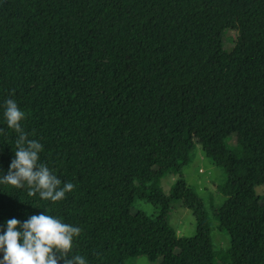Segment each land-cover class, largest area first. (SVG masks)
I'll return each mask as SVG.
<instances>
[{
    "label": "trees",
    "instance_id": "1",
    "mask_svg": "<svg viewBox=\"0 0 264 264\" xmlns=\"http://www.w3.org/2000/svg\"><path fill=\"white\" fill-rule=\"evenodd\" d=\"M227 31L237 53L217 70ZM9 98L43 145L39 162L74 188L50 202L0 185V224L17 211L55 215L81 228L72 253L87 264H264V0H0L5 171L17 137ZM197 146L224 174L213 218L230 237L225 252L181 177ZM168 174L178 179L167 197ZM135 200L158 217L131 214ZM172 203L193 213L195 237L170 227Z\"/></svg>",
    "mask_w": 264,
    "mask_h": 264
},
{
    "label": "clouds",
    "instance_id": "2",
    "mask_svg": "<svg viewBox=\"0 0 264 264\" xmlns=\"http://www.w3.org/2000/svg\"><path fill=\"white\" fill-rule=\"evenodd\" d=\"M3 116L17 137L7 170L0 168V185L27 188L29 197L38 195L44 201L62 200L74 185L62 184L47 165L39 162L43 145L23 131L21 121L25 113L14 99L4 102ZM80 233V227L45 212L29 215L23 221L9 218L0 224V264H87L83 255L72 253Z\"/></svg>",
    "mask_w": 264,
    "mask_h": 264
},
{
    "label": "rangeland",
    "instance_id": "3",
    "mask_svg": "<svg viewBox=\"0 0 264 264\" xmlns=\"http://www.w3.org/2000/svg\"><path fill=\"white\" fill-rule=\"evenodd\" d=\"M239 35L234 31H227L223 36V50L220 56L213 63V67L221 70L225 59L235 56L239 45ZM236 138V137H235ZM234 144V141L232 142ZM181 177L187 186L198 196L204 205L206 213L211 217V239L215 246V251L225 252L230 248V237L225 232L217 229V222L213 218L214 209L224 203V199L218 192V186L223 183L224 174L221 169L216 168L205 158L199 146L195 147L191 154L190 163L183 169ZM178 179L175 175H166L161 180V188L165 196H169L170 189ZM255 192L261 204H264V185L256 187ZM172 213L169 216V225L173 228L178 237L182 239H191L196 236L197 226L194 215L191 211L181 205V203H172ZM131 214L147 219H156L158 212L146 201L135 200L130 210ZM12 217L18 220H25V216L20 212H15ZM11 217V218H12ZM162 257L154 262L150 261L148 256L137 257L134 260L127 261L125 264H160ZM222 264L221 261L217 262Z\"/></svg>",
    "mask_w": 264,
    "mask_h": 264
}]
</instances>
